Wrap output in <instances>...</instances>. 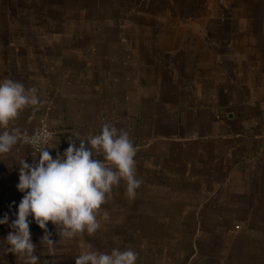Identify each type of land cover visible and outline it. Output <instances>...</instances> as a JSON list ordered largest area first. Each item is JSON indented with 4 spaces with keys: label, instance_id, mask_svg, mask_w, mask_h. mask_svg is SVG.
<instances>
[{
    "label": "crops",
    "instance_id": "0c3cea01",
    "mask_svg": "<svg viewBox=\"0 0 264 264\" xmlns=\"http://www.w3.org/2000/svg\"><path fill=\"white\" fill-rule=\"evenodd\" d=\"M3 79L38 89L9 130L44 121L54 158L105 123L137 150L140 186L113 187L96 233L67 239L49 222L48 244L32 221L39 264L88 248L133 249L137 264H264V0H0ZM38 154L18 143L0 155L9 223L20 163ZM9 231L0 264H24Z\"/></svg>",
    "mask_w": 264,
    "mask_h": 264
},
{
    "label": "clouds",
    "instance_id": "9594fccd",
    "mask_svg": "<svg viewBox=\"0 0 264 264\" xmlns=\"http://www.w3.org/2000/svg\"><path fill=\"white\" fill-rule=\"evenodd\" d=\"M42 103L36 87L26 88L12 79L0 80V155L12 151L20 143L22 133L9 125L27 107ZM70 142L55 158L44 147L32 164L21 161L17 190L23 193L16 208L15 219L5 213L0 225L11 231L3 239L7 253L23 258L24 264H39L32 241V221L44 230L48 244H54L47 225L60 226V237L71 239L80 233L92 235L101 225L98 213L107 202L114 186L123 180L129 197H134L141 181L136 177V147L129 133L105 123L98 135ZM41 142L34 137L31 143ZM53 149V148H51ZM100 156H103L101 160ZM31 217V219H29ZM40 241V242H41ZM138 253L133 249L114 248L103 252L88 248L75 257V264H137Z\"/></svg>",
    "mask_w": 264,
    "mask_h": 264
},
{
    "label": "built area",
    "instance_id": "2783aa9c",
    "mask_svg": "<svg viewBox=\"0 0 264 264\" xmlns=\"http://www.w3.org/2000/svg\"><path fill=\"white\" fill-rule=\"evenodd\" d=\"M34 137H41V142L33 144L31 139ZM53 137V133L47 128L44 121H40L38 128L30 136H22L20 143L33 150L34 153H39L41 149L46 147Z\"/></svg>",
    "mask_w": 264,
    "mask_h": 264
}]
</instances>
